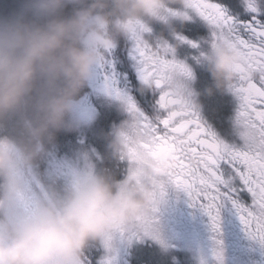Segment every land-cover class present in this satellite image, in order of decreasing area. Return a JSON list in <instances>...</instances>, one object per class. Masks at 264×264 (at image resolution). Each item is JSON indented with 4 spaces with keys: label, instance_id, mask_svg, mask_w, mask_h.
<instances>
[{
    "label": "clouds",
    "instance_id": "clouds-1",
    "mask_svg": "<svg viewBox=\"0 0 264 264\" xmlns=\"http://www.w3.org/2000/svg\"><path fill=\"white\" fill-rule=\"evenodd\" d=\"M186 0H24L0 16V264H84L91 242L129 229L150 215L163 190L171 158L146 157L123 180L89 169L62 192L51 191L32 211L23 208L36 162L57 132L74 127L83 90L107 49L141 25H170L173 6ZM181 22L186 20L178 18ZM163 38V36H160ZM240 54L209 45L201 63L212 77L205 91H229ZM181 94L191 91L187 81ZM124 124L111 147L124 151Z\"/></svg>",
    "mask_w": 264,
    "mask_h": 264
},
{
    "label": "snow or ice",
    "instance_id": "snow-or-ice-1",
    "mask_svg": "<svg viewBox=\"0 0 264 264\" xmlns=\"http://www.w3.org/2000/svg\"><path fill=\"white\" fill-rule=\"evenodd\" d=\"M173 8L172 19L189 21L193 12L203 18L211 46L225 43L239 52L229 91L239 102L235 123L244 145L220 139L201 119L193 93L179 91L193 72L177 58V46L200 45L175 31V45L153 38L151 26L141 25L128 37L130 47L121 42L107 49L92 81L130 114L121 159L128 161L129 174L138 175L146 157L171 158L175 163L165 181L204 204L214 223L218 203L230 199L249 233L264 240V0H186ZM241 196H250L251 203H242ZM150 226L148 215L121 232Z\"/></svg>",
    "mask_w": 264,
    "mask_h": 264
},
{
    "label": "trees",
    "instance_id": "trees-1",
    "mask_svg": "<svg viewBox=\"0 0 264 264\" xmlns=\"http://www.w3.org/2000/svg\"><path fill=\"white\" fill-rule=\"evenodd\" d=\"M10 4H12L13 7L16 6L14 2H10ZM96 92H97V88L93 87V86H91L89 84V86L86 87L83 90L82 93L83 94H88L90 97H93L94 93H96ZM117 102H120V101L117 100ZM223 108L224 107L219 108V111H223ZM107 117H108L109 121L111 120L110 124L108 126H107V124H105V122L107 121ZM118 118L119 117L117 116L116 113H113L112 115H107L104 112V108H101L99 119H98V121L96 123V127H97L96 129L100 128L99 127L100 124H105L100 129L101 130L105 129L104 130V134L106 136L107 134H109L110 129L114 128L118 124L117 123ZM129 119H130V114L126 111L125 112V116H123V118H121L120 122L122 120L127 121ZM111 122H115V123H111ZM106 127H107V129H106ZM5 128H8L9 133L11 135H15L16 134L15 127H14L13 124L10 123ZM74 138H75L74 133L69 131L68 129H66V133L62 132V136L59 135V133L57 132L56 135H55L54 140L51 143L47 144L46 146L50 147L53 144V142H54V143H57L58 145H60L61 147H63V146H67L68 147L69 146L68 143L70 141H73ZM94 141H96V140H94ZM95 144L98 146L99 149H102L104 155L107 156L105 154V152H104V149H106V147L108 146V143L107 142L103 143L102 141L99 140V142L98 143L96 142ZM88 152L91 153V150H88ZM90 156H92V157H100L99 155H94V154H90ZM96 160H97V162L99 161L98 159H96ZM110 161L105 160V161L100 162L101 164H97V163H90V164L95 167L94 170H96L98 172H104L105 174L113 177L115 180H123L129 175V168H128L129 164L123 165L122 160L118 156L113 157V159L110 160ZM109 166H110V168L108 169ZM75 177H76V172L72 171L69 174V176H68V182L71 183L74 180ZM164 189L170 190L171 193H170L169 196H166V199L162 200V202H158L156 204L157 209H158V211L160 213H163V214H171V213H173V216H174V214H176L177 210H178V213H181V214L184 215L183 217L186 218V221H187L188 225L197 224V223H200V224L211 223V224H214V225L220 224L219 221H216L215 223L213 222V218H212L211 215H209L208 211H206V208H199L198 211L200 212V214L198 212L195 213L194 209L195 210H197V209L194 206H192V204H194V202L192 201V199L188 195V193L185 190H183L182 188H179L175 184H173L171 182H168L166 184V188H164ZM177 198H178L179 202L176 201ZM226 211L227 210H224V212H226ZM199 215H201V217L203 219H199V218L198 219H194V220L192 219L193 216H194V218H196V216H199ZM245 229H246V227H245ZM166 230H167V228L165 226V221H164L163 226H161V228H160V231L164 232ZM144 237L147 238L144 241L146 247H151V246L156 245L153 242V240H152V239L155 238L153 236V232H149L147 235H144ZM250 238H251V236L246 235L245 237L241 238L240 240H242L241 242H243V243H248V240ZM162 245L165 248L166 247H170V242H168V240L164 239ZM249 245H250V243H249ZM88 247H99V240L91 242ZM154 251H155V249H154ZM179 251L181 253H183L185 258H186V262L185 261L184 262L183 261H179V262H181L183 264H186V263L187 264H192L191 263L192 262V254L189 253V252L184 251V249H182V248ZM148 258H149V260H148ZM148 258H146V261H147V264H150L149 261H152V260H151L150 256H148ZM151 264H155V263H151ZM164 264H178V260H176L175 256L170 253L169 256L166 255V259H165Z\"/></svg>",
    "mask_w": 264,
    "mask_h": 264
},
{
    "label": "rangeland",
    "instance_id": "rangeland-1",
    "mask_svg": "<svg viewBox=\"0 0 264 264\" xmlns=\"http://www.w3.org/2000/svg\"><path fill=\"white\" fill-rule=\"evenodd\" d=\"M10 2H14L16 6L13 7L12 4H10ZM24 4V0H0V15L1 16H8L11 13L15 12L16 10L18 11L21 6ZM16 10H15V9ZM204 79V76H202V80ZM201 80V81H202ZM212 78L209 80H205V85H204V92L201 93L202 96L205 98L204 105L208 110H211L210 113H213L215 115H222L224 117H228L227 121H231L230 123V128H231V135L234 136L235 132L237 131V129H233L234 127V123H233V113H232V109L234 106V101L232 99V93L230 91H224V92H220V91H215L212 95H208L206 93V89L210 86H212ZM85 93V92H84ZM83 94V93H81ZM88 94H84V96H81L78 104H77V108L76 111L73 115V121H77L79 119H81V117L84 115L86 120H90L91 118L94 117L95 114V106L91 105L88 103ZM224 107V111L221 112L219 111V108ZM114 111H116L117 116L119 117L117 120V125L112 128L109 132V136L108 134L105 136L104 134V130H96L94 132H90L87 131L86 135L83 134V131L79 132L78 134H76L75 139L77 141L78 144H91L94 143V140H96L97 142L102 141L103 143H112L114 140V132L116 129H118L119 127H121L124 123L125 120H121V118H123V116H125V110L120 108L119 106H117L116 108H114ZM103 122V121H102ZM101 122V123H102ZM111 123H115V122H111ZM105 124H107V126L110 124V121L107 117V121L105 122ZM105 124H100L99 127L102 128ZM74 127H79L78 125H75ZM107 129V127H106ZM62 132L66 133V130H61L59 131V135L62 136ZM111 138V139H110ZM112 140V141H111ZM69 148L72 151H76V145H74L73 141H70L68 143ZM112 145V144H111ZM49 150L48 147H46V152ZM109 149H104L105 154L107 155L106 158H111L112 157V152L110 150V152H108ZM47 159V162H45V167H44V171L42 172V177L44 180H49L53 173H59V165L61 164L60 158L58 156L55 155V153L52 154H48L46 153L43 158L44 160ZM126 165V164H125ZM129 168V167H128ZM35 169L39 170V166H36ZM164 195V189L162 190V194L159 193L158 195V199H162V196ZM151 217V226L149 228V230H151L152 228H156L159 227L160 228V224H161V216H160V220L157 216H155V212L154 210H152L150 212ZM155 219V220H154ZM127 232V231H125ZM150 232V231H149ZM153 232V236L155 237L153 240V242H158V241H163L164 239L167 240L166 236L164 234L161 233V231L156 228V229H152ZM121 248V251L124 249V247H119V249ZM125 251H129L127 249H124ZM147 257L150 256L151 260L153 261H149L150 264L151 263H155V264H164L165 259H166V255L161 251L160 247H156L155 251L152 250L150 251V249H147ZM251 258L254 260V256L252 255ZM149 260V259H148ZM256 261V260H254ZM257 264H263V261L257 263Z\"/></svg>",
    "mask_w": 264,
    "mask_h": 264
},
{
    "label": "bare ground",
    "instance_id": "bare-ground-1",
    "mask_svg": "<svg viewBox=\"0 0 264 264\" xmlns=\"http://www.w3.org/2000/svg\"><path fill=\"white\" fill-rule=\"evenodd\" d=\"M115 173V172H114Z\"/></svg>",
    "mask_w": 264,
    "mask_h": 264
}]
</instances>
